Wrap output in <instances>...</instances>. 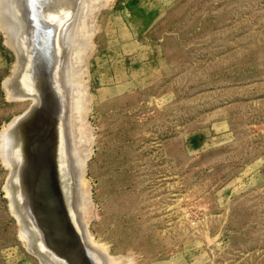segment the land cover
Wrapping results in <instances>:
<instances>
[{"label":"rangeland","instance_id":"obj_1","mask_svg":"<svg viewBox=\"0 0 264 264\" xmlns=\"http://www.w3.org/2000/svg\"><path fill=\"white\" fill-rule=\"evenodd\" d=\"M14 74L25 99L5 88ZM44 93L69 186L87 199L68 216L90 264H264V0H0V264H44L11 190L20 134L5 130ZM71 109L83 168H69Z\"/></svg>","mask_w":264,"mask_h":264},{"label":"bare ground","instance_id":"obj_2","mask_svg":"<svg viewBox=\"0 0 264 264\" xmlns=\"http://www.w3.org/2000/svg\"><path fill=\"white\" fill-rule=\"evenodd\" d=\"M50 4H51V2H50ZM59 7H61V6H59ZM53 11H55V10H53ZM77 11H78V9H77ZM6 12H4V13H6ZM8 14H11V13L8 12ZM8 14H3V15H4V17L7 15V17H8V16H10ZM78 14H77V17L79 16ZM4 17H3V19H4ZM9 20H8V18H6L4 21L2 20L3 24H4V22L6 23V25L5 24L4 25L8 28L7 29L8 32H10V35L8 33V35H9L8 43H11L12 46L14 47V49L16 50L15 52L18 54V58H22L21 54H23V53H21V52H23V51L21 50V45H20V44H22V42H20V41H22L23 38H21V40L19 41L20 44H18L19 42L17 41V29H19V28H17L18 26L16 23H15L16 25L13 23L14 25L11 26L12 22H9ZM68 22L69 23L66 26L64 25L65 27H63L64 28L63 34H62L63 38H64L63 42L66 41L67 37L68 38L71 37L73 39L74 38L73 33H75L74 30H75L76 26H77V28H79L78 24L80 21L77 23V19L75 22V23H77V25L75 24L76 26L73 24L74 22L71 23L72 20L71 21L68 20ZM53 24H55V22ZM5 26H4V29H5ZM7 30H6V32H7ZM78 30L79 29H77V31ZM20 31H21V29H20ZM77 34L79 36V32H77ZM20 35L18 34L19 39H20V37H22ZM72 35H73V37H72ZM77 38L78 37H76V39ZM76 39H74V40H76ZM79 41L81 42V40H79ZM80 42H79V44H80ZM68 43H69V46L65 45V47H72V46L78 45L76 43V41H75V43H76L75 45L73 44L74 42L73 43L71 42V40L68 41ZM82 43H83V41H82ZM65 44H67V41ZM77 48H75V49H77ZM71 50L72 49H69V54H68V52L65 54V56H66V60L64 63L65 70L70 69L71 64H72L71 61L74 60V58L71 59V56H73L72 54H74V52H73L74 50H72V51ZM24 53H25V50H24ZM20 61H22V60L20 59ZM73 63H74V65L72 64V67L75 66L74 61H73ZM21 65L19 63L18 67H21ZM16 69H19V68H16ZM17 71L18 70H16V73H17ZM68 72L67 73L71 77L73 74H70V73H73V70H72V72L70 70ZM14 73H15V71H14ZM18 73L16 75H18ZM16 75L14 74V76H12L10 79L5 81V83H4L5 88L8 91L9 97H12V98L13 97H17V98L18 97H24V99H25V97H27V93H23V91L19 90L16 87V84L14 82L16 79ZM68 81L69 80H67V82ZM69 84L70 83L68 82L67 85L69 86ZM75 87L76 86H74V88ZM74 91H75V89H74ZM72 92L70 91V95H73L74 92L73 93ZM44 95H45V93H44ZM70 97H69V100H70ZM31 98L33 99L32 106L26 112H24L22 115L16 117L5 130L8 133L9 140L11 143H12L11 138L15 136L14 135L15 131L18 130V132L20 134L19 140L22 141L21 145L23 146V148H25L26 137H27L26 142H27L28 146L32 148V151H31L29 157H31L33 160H31L32 163H29L28 171L26 173V178L29 180V188H28V192L25 193V195L23 194V196H25L24 199L26 198L27 203L29 204L28 209L30 211L31 216L33 217V219H35V221L37 222L38 226L41 229V232L43 233L42 239L44 240V242L41 241V243L44 247H41V246L39 247L41 250L43 249L42 251H44V253H42L43 255L41 256L42 257L41 262L43 261V263L45 264L46 261L47 262L50 261L49 256L51 257L52 255H55L60 260H64V261L67 260L69 264H77V263L90 264L92 257L89 258L88 251L83 247V245L80 243L79 239L77 238L76 231H75L76 229L73 225L71 217L68 216L69 219H67V217L65 216L68 214V212L71 213L75 209L77 217H78V219H80V217H82V207H83L84 203L87 202V199L84 198L79 193L76 194L75 191L72 190L73 188H70V186H69V181H68V177H67L69 175L68 171H67L68 163H66V161L64 160V156L62 155V152H61L62 147H58L59 140H61V142H62V138L60 139V135L57 134V130H58L59 126L56 127L55 124L52 123V120H53L52 110L54 109L55 103L52 102V99L49 97V93H46L45 97L43 98L44 99L43 101H41L40 99H35L33 97H31ZM71 100H72V98H71ZM61 101H63V100H61ZM67 102H68V100H67ZM71 102L69 101L68 104H70ZM72 105H74V103ZM39 106H41L42 109L38 110L37 108ZM68 111L69 112L67 113V117H66V119H64L63 124L65 123L67 125V133L66 134H67V137L69 140L68 152L70 153V156H71V160L69 162V168H74V167H78L79 165L81 166V163L79 164V162H80L79 159H81V156H82L81 152L83 151V149L81 152H79V150H77V149H80V146L77 147L76 131L72 128V124H71V118L73 117V115L70 114L71 113L70 111H72V109L68 110ZM26 121H27V123L31 124V128H32V129L30 128L31 130H29V127H27V128L25 127L27 125L25 123ZM26 131H30V132L28 134H26L25 133ZM4 134L5 133H3L2 137H4ZM5 139H7V138H5ZM60 145L62 146V143ZM3 148H4V146H3ZM0 149H1V147H0ZM24 153H25L24 149L22 151H20V155H21L20 166H21V168L23 167L22 164H24V161L26 160ZM82 159H84V158H82ZM81 167L83 168V166H81ZM19 169H20V167H19ZM79 170H80V168H79ZM81 172H82V170H81ZM19 174H20V179L17 180L16 184L13 183V185L11 186V190L14 192L16 190L15 185L19 186L22 189L21 185H22V179L23 178L21 175V169L19 171ZM59 175H61L62 176L61 179L63 178V180H64L63 181L64 189L61 187V183L59 181ZM73 175H75V174H73ZM73 178L75 179V177H73ZM60 189H62V191ZM14 192H12V193L14 194ZM76 195H78V196H76ZM14 196H15V194H14ZM17 199H18L16 201L17 204L16 203L15 204L17 205V208H18L17 211H19L18 215L21 216V218H22L21 224H23L24 228L27 227V225L30 226L29 229L26 228V229H28L26 232L30 236H32V238L34 239L35 244H36V245L35 244L33 245L34 247L32 246V244H30L29 246H32L33 250L39 251L37 249V246H39V245L36 242H37V239L38 240H40V239L36 237L37 236L36 229H35V227H33V228L31 227L32 223L30 222V219L27 215V212L23 208V205H22L23 201H22L20 195H18ZM84 212L86 213V210ZM84 220L85 219H83V224H85L84 222L87 223V220H85V221ZM22 230H23V228H22ZM78 232H79V230H78ZM24 235L26 236L27 234L25 233ZM82 235H83V231H82ZM27 243H29V242H27ZM97 248H96V250H97ZM33 250H31V251H33ZM56 250L61 251V253L64 252L68 256H66L65 254L63 255V253L61 254L60 252H57ZM100 251L101 250L99 248V252ZM103 251H104V249H103ZM56 252H57V254H56ZM58 253H60L61 255H59ZM71 253H73L75 255V257L77 258L76 263L73 262L74 259L73 260L70 259V257H72ZM39 255H41V254H39ZM51 261L53 263L54 259ZM60 263L61 262L59 261L58 264H60ZM54 264H56V263H54Z\"/></svg>","mask_w":264,"mask_h":264},{"label":"water","instance_id":"obj_3","mask_svg":"<svg viewBox=\"0 0 264 264\" xmlns=\"http://www.w3.org/2000/svg\"><path fill=\"white\" fill-rule=\"evenodd\" d=\"M27 125L25 126L26 128L27 127H29V130H31L32 128H31V124H29V123H27V121L25 122ZM24 123V124H25ZM31 128V129H30ZM34 130V129H33ZM30 131H26L25 133L26 134H28ZM26 141H27V137H26ZM25 141V150H26V155H25V158H26V160L24 161V164H22L23 165V167L21 168V175H22V185H21V187H22V191H23V194L25 195V193H27L28 192V188H29V180L26 178V173H27V171H28V166H29V163H32L31 162V160H33L31 157H29L30 156V153H31V151H32V148L31 147H29L28 146V144H27V142ZM30 158V159H29ZM34 163V162H33ZM28 177V176H27ZM24 181V182H23ZM61 191H62V189H60ZM60 192V191H59ZM24 197L25 196H23V202H22V204H24V206L26 207V205L27 206H29V204L27 203V200H26V198L24 199ZM29 202V201H28ZM66 217H67V219H69L68 218V214L67 215H65ZM80 238V237H79Z\"/></svg>","mask_w":264,"mask_h":264}]
</instances>
